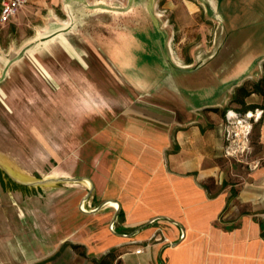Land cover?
<instances>
[{"label": "crops", "instance_id": "crops-1", "mask_svg": "<svg viewBox=\"0 0 264 264\" xmlns=\"http://www.w3.org/2000/svg\"><path fill=\"white\" fill-rule=\"evenodd\" d=\"M219 2L189 1L217 33ZM127 6L28 0L0 24V264H264V174L228 182L201 113L228 89L196 103L169 72L144 80L148 0Z\"/></svg>", "mask_w": 264, "mask_h": 264}, {"label": "rangeland", "instance_id": "rangeland-1", "mask_svg": "<svg viewBox=\"0 0 264 264\" xmlns=\"http://www.w3.org/2000/svg\"><path fill=\"white\" fill-rule=\"evenodd\" d=\"M189 1L156 0L153 12L160 14L158 19L163 27L164 47L157 49L152 43L155 33L152 35L150 26L144 27L148 32L145 36L148 41L142 39L144 42L140 45L139 53L142 71L146 73L144 80L156 77L155 80L160 81L163 76L166 83L170 82L168 76L171 75L183 89L182 93L191 91V99L196 103L204 99H220V88L228 89L225 103L220 107L205 108L201 113L208 122H221L224 149L218 165L226 180L230 183L247 182L248 173L254 168L261 169L264 174V144L260 142V127L264 123V93L253 92L244 98L247 104L257 106L251 112H243L241 106L231 100L239 86L252 89L253 84L264 77V0H220L215 10L210 7L214 17L220 19L222 24L218 33L217 22L209 18L202 8L194 10L196 7ZM151 21L156 28L155 21ZM97 22L103 26L108 19L101 16ZM235 26H239V29H233ZM158 33L161 36L160 30ZM213 52L215 58L209 60L207 57ZM174 59L185 65L182 66L183 70L174 68V65H178ZM203 61L206 63L204 67L195 68ZM166 72H169L167 77ZM248 74L249 77L246 76ZM235 84L238 86H233ZM154 92L167 98L165 88H160V85L154 86ZM230 111L234 116L226 117ZM259 113L261 118L257 117ZM72 166L74 168V164ZM262 178L261 190H264ZM207 185L214 186L211 182ZM239 186L235 189L238 190ZM256 211L245 204L236 213L256 214L255 218L260 219L263 213Z\"/></svg>", "mask_w": 264, "mask_h": 264}, {"label": "trees", "instance_id": "trees-1", "mask_svg": "<svg viewBox=\"0 0 264 264\" xmlns=\"http://www.w3.org/2000/svg\"><path fill=\"white\" fill-rule=\"evenodd\" d=\"M253 92L258 94L264 93V77H261L259 81L254 83L252 89H247L244 85L239 86L237 89V93L231 101L239 104L243 112H251L257 106L254 104H247L244 98ZM249 115L253 116L251 113H249ZM259 116L260 113L257 114V117Z\"/></svg>", "mask_w": 264, "mask_h": 264}, {"label": "water", "instance_id": "water-1", "mask_svg": "<svg viewBox=\"0 0 264 264\" xmlns=\"http://www.w3.org/2000/svg\"><path fill=\"white\" fill-rule=\"evenodd\" d=\"M154 1L155 0H148V6H147V13H148V16H149V18L151 19V20H154L155 21V29H157L158 31L160 30L161 31V35H162V38H163V30L162 29H160V22H159V20H157L158 18L157 17H155V15H154V12H153V7H154ZM132 2H133V0H128V6L126 7V9L127 8H129V7H131L132 6ZM101 6V8L104 10V11H107V10H119L118 8H115L114 7V5H107V4H101L100 5ZM96 8V6L95 5H89V4H85V9H89V10H93V9H95ZM125 9V10H126ZM70 25H71V23H70ZM70 25H68L69 27H70ZM68 26H66V28L68 27ZM66 28H64V30H62V31H65L66 30ZM57 33H59V31L58 32H54V33H52V34H50V35H48V36H45V37H41L39 40L40 41H45V40H48V39H50L51 37H53V36H55ZM164 39V38H163ZM38 40V41H39ZM174 68H178V69H184L183 67H179L178 65H174Z\"/></svg>", "mask_w": 264, "mask_h": 264}, {"label": "built area", "instance_id": "built-area-1", "mask_svg": "<svg viewBox=\"0 0 264 264\" xmlns=\"http://www.w3.org/2000/svg\"><path fill=\"white\" fill-rule=\"evenodd\" d=\"M27 2L28 0H0V24L11 20ZM228 114L226 117L229 116ZM139 251V249L136 250L137 253Z\"/></svg>", "mask_w": 264, "mask_h": 264}, {"label": "flooded vegetation", "instance_id": "flooded-vegetation-1", "mask_svg": "<svg viewBox=\"0 0 264 264\" xmlns=\"http://www.w3.org/2000/svg\"><path fill=\"white\" fill-rule=\"evenodd\" d=\"M148 26H150V30L152 31V35H154V33H155V35L153 36V39H152V43L153 44H155L156 45V48L157 49H159V47H162V49H163V44H162V42H163V38H162V35L161 36H158V31L157 30H155V28L153 27V25H150V23H149V25ZM146 35H148V32L146 33ZM145 35V36H146ZM145 36H141L142 38H137V37H139V36H137V37H135L136 39H139V40H141V41H143V40H145V41H148V38H145ZM143 39V40H142ZM144 42V41H143ZM143 42H142V44H143ZM163 61H164V58L162 59ZM165 65H168V64H165ZM169 66V65H168ZM184 68V67H183ZM235 86H238V84H236Z\"/></svg>", "mask_w": 264, "mask_h": 264}, {"label": "bare ground", "instance_id": "bare-ground-1", "mask_svg": "<svg viewBox=\"0 0 264 264\" xmlns=\"http://www.w3.org/2000/svg\"><path fill=\"white\" fill-rule=\"evenodd\" d=\"M157 14L160 16L159 13H157ZM171 54H172V52H171ZM173 57H174V56H173ZM174 61H175L176 64H179V63L177 62L176 59H174ZM229 116H232V117H233V116H234V113H233V112H230V113H229ZM247 116H248V115H247ZM237 123L240 124L241 122H240V121H237ZM240 125H241V124H240ZM242 127H243V126H242Z\"/></svg>", "mask_w": 264, "mask_h": 264}]
</instances>
